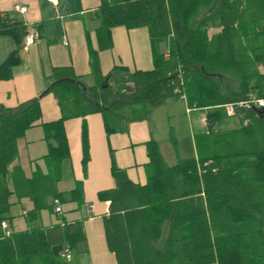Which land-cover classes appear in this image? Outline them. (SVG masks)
I'll return each instance as SVG.
<instances>
[{
	"label": "trees",
	"instance_id": "obj_1",
	"mask_svg": "<svg viewBox=\"0 0 264 264\" xmlns=\"http://www.w3.org/2000/svg\"><path fill=\"white\" fill-rule=\"evenodd\" d=\"M96 14L100 19L96 29L100 46L110 45L113 26H146L154 67L130 71L116 66L102 76L98 50L92 48L94 85L87 86L67 68H57L61 76L56 80H64L48 87L47 92L56 98L62 115L42 123L49 145L48 171L36 170L30 179H25L18 167L9 172L8 166L17 154L16 140L40 117L39 98L10 108L0 105V264H67L62 252L66 244L72 247L76 237L70 225L61 228L56 223L50 228L9 235L1 231L11 192L3 174H10L15 194L32 199L35 209L31 215L43 208L53 212V204L46 198L62 197L56 182L62 161L69 157L65 119L100 112L106 129L115 131L124 121L144 118L169 97L184 95L196 106L225 103L227 98L221 95L213 73L241 77L237 98H246L248 91L254 90L264 99V73L248 72L247 60H236L237 54L245 53L239 44L241 39L248 47L249 34L258 29L256 59L264 65V42L259 37L264 32V23L260 24L264 20V0L104 1ZM253 18L257 27L251 23ZM216 19L222 31L213 45L206 28ZM26 29L20 20L0 13V33L10 34L16 43V49L0 64V79L11 76ZM234 39L239 41V49ZM253 76L256 83L249 87ZM248 113L251 118L247 127L222 134L230 145L222 155L181 159L167 166L156 142L150 140L144 185L133 183L113 167L116 188L100 197L110 196L106 232L118 264H264V118L253 108H248ZM237 137L239 151L232 150ZM82 151L85 163V126ZM165 222L168 229L162 238Z\"/></svg>",
	"mask_w": 264,
	"mask_h": 264
},
{
	"label": "crops",
	"instance_id": "obj_2",
	"mask_svg": "<svg viewBox=\"0 0 264 264\" xmlns=\"http://www.w3.org/2000/svg\"><path fill=\"white\" fill-rule=\"evenodd\" d=\"M104 1L118 2L58 0L54 4L48 0H0V13L20 20L26 25V34L28 31L38 34L26 49L22 45L18 50V62L12 66L11 76L0 79V105L15 107L38 97L40 106L39 119L16 140L17 154L8 166L9 172L18 167L24 178L30 179L36 170L48 171L46 155L49 145L41 125L57 120L62 115L56 98L46 91L61 76L56 71L57 68H67L87 86L94 85L96 78L90 68L92 48L98 50L99 74L102 76L116 66H123L130 71H146L154 67L149 30L146 26H113L110 29V45L100 46L96 32L100 19L96 11ZM17 4L26 6V11H17ZM252 21V25L257 27L255 18ZM263 23L264 20L260 21L261 25ZM221 31L219 19L206 28L207 38L213 45L217 43ZM259 37L264 42V32ZM257 38L258 29H253L249 34L248 47L247 41L241 39L239 44L243 45L245 53L244 56L237 54L236 60L246 59L248 72L252 70L262 74L264 65L256 59ZM234 41L239 49V41ZM15 49L14 38L10 34L0 33V64ZM211 77L216 80L220 93L226 96L227 102L196 106L190 104L186 96L169 97L161 105L152 108L144 118L124 121L115 131L106 129L100 112H89L65 119L64 131L69 157L62 161L56 182L57 191L62 193L63 198H46L50 205L53 204V199H59L62 214L57 216L54 211L43 208L31 215L35 209L34 202L26 195L18 196L13 192V182L8 173L5 176L11 192L8 197L7 219L1 222V231L9 235L13 232L50 228L56 223L61 228L70 225L76 237L72 239V247L65 245L69 256L63 255L65 249L62 252L67 264H118L116 252L111 248L106 232L105 219L110 217V196L100 197L101 193L116 188L113 167L123 171L133 183L144 185L149 162L148 141L154 140L164 163L173 166L181 159L197 160L216 154L222 155L226 146L230 147L222 134L231 130L238 131L247 127L250 122L248 109L237 106L233 108L232 114L227 112L225 105L241 102L249 95L258 97L257 92L249 90L246 98H237L242 86L240 76L235 73H213ZM249 80V87H253L256 83L255 77ZM231 93L234 94V99L231 98ZM183 117L187 119L189 128H186ZM203 118L206 120L203 121ZM83 126L87 131L88 143V158L85 163L82 160ZM179 136L187 139L185 153L180 149ZM234 140L236 141L235 144L232 141V150L239 151V137ZM160 143L173 149L174 155L169 158L172 163L168 164L166 161ZM167 229L168 223L165 222L162 238L166 236Z\"/></svg>",
	"mask_w": 264,
	"mask_h": 264
},
{
	"label": "built area",
	"instance_id": "obj_3",
	"mask_svg": "<svg viewBox=\"0 0 264 264\" xmlns=\"http://www.w3.org/2000/svg\"><path fill=\"white\" fill-rule=\"evenodd\" d=\"M48 1H51L54 4H56L58 0H48ZM15 9L19 12H24V11H26V6L21 5V4H17V5H15ZM37 37H38V34L36 32L32 33L31 31L30 32L28 31L27 34L25 35V38H24L23 47L26 49L27 45L32 43ZM181 97L184 98L185 96L182 95ZM234 105H237L238 107H244L246 109L253 108L254 106L263 107L264 106V99L261 97H256L254 95H249L246 99H244L241 102H236V103H234ZM230 106H232V107H230ZM234 107H233V103L228 105L227 106V112L230 113L231 111H233ZM202 120L205 121L206 119L203 118ZM53 211L57 216H60L62 214L61 203H60L59 199H57V198L53 199ZM3 227H6V225L3 224ZM68 253H69V250L65 249L63 255L68 257L69 256Z\"/></svg>",
	"mask_w": 264,
	"mask_h": 264
},
{
	"label": "rangeland",
	"instance_id": "obj_4",
	"mask_svg": "<svg viewBox=\"0 0 264 264\" xmlns=\"http://www.w3.org/2000/svg\"><path fill=\"white\" fill-rule=\"evenodd\" d=\"M228 105H230V104H227V105H225V108L227 109V106ZM237 107V105H234V103H233V107ZM230 107H232V106H230ZM264 107V106H263ZM183 108L185 109V106H183ZM183 112H184V110H183ZM230 113H234L233 111H231ZM185 115V114H184ZM181 116H179V118H180ZM184 118V120H185V126H186V128L188 127H190L189 126V124L187 123V119L185 118V117H183ZM175 120V119H174ZM173 120V121H174ZM172 121V122H173ZM164 143H166L167 144V142H164ZM166 144H162V143H160V147L162 148V152H163V154H164V156H165V159H166V161L168 162V164H170V163H172L173 161H169V158L170 157H172V155H174L173 154V149L171 150L170 148H168L169 147V145L167 146ZM179 146H180V149H181V151L183 152V153H185V148H186V146H187V139H186V137H183V136H179Z\"/></svg>",
	"mask_w": 264,
	"mask_h": 264
},
{
	"label": "water",
	"instance_id": "obj_5",
	"mask_svg": "<svg viewBox=\"0 0 264 264\" xmlns=\"http://www.w3.org/2000/svg\"><path fill=\"white\" fill-rule=\"evenodd\" d=\"M60 80H64V79H60ZM60 80H55V81H53L50 85H49V87L50 86H52V85H54L56 82H58V81H60ZM71 81H73V79H70ZM82 88L85 90V87L84 86H82ZM46 91H47V89H46ZM45 91V92H46ZM253 109L262 117V118H264V107H256V106H254L253 107ZM5 177V174H3V178Z\"/></svg>",
	"mask_w": 264,
	"mask_h": 264
}]
</instances>
